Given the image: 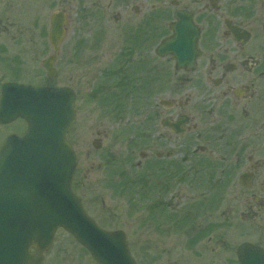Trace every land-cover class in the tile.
<instances>
[{
  "label": "flooded vegetation",
  "instance_id": "1",
  "mask_svg": "<svg viewBox=\"0 0 264 264\" xmlns=\"http://www.w3.org/2000/svg\"><path fill=\"white\" fill-rule=\"evenodd\" d=\"M187 27L198 31L191 72L156 50ZM87 64L101 79L93 95L140 101L141 239L171 240L201 221L184 247L205 241L220 261L227 226L252 236L264 216V0H0V88L57 80L47 86L69 89L76 113ZM25 128L20 118L0 124V145Z\"/></svg>",
  "mask_w": 264,
  "mask_h": 264
},
{
  "label": "water",
  "instance_id": "2",
  "mask_svg": "<svg viewBox=\"0 0 264 264\" xmlns=\"http://www.w3.org/2000/svg\"><path fill=\"white\" fill-rule=\"evenodd\" d=\"M60 26L52 25V41L61 36ZM174 33L157 53L171 55L176 70L191 71L198 33L189 27ZM42 66L50 73L47 63ZM1 89L0 123L20 117L27 130L8 137L0 148V264H41L58 229L69 233L97 264H136L124 234L98 229L69 189L77 163L66 142L74 121L72 93L16 84ZM236 253L240 264H264L263 252L250 244H242Z\"/></svg>",
  "mask_w": 264,
  "mask_h": 264
},
{
  "label": "rangeland",
  "instance_id": "3",
  "mask_svg": "<svg viewBox=\"0 0 264 264\" xmlns=\"http://www.w3.org/2000/svg\"><path fill=\"white\" fill-rule=\"evenodd\" d=\"M107 62L102 60L99 63L102 66L99 67L103 69L105 66L106 68ZM94 68L95 65L92 64L82 67L81 74L83 75L80 84L76 86L78 95L75 105L76 118L67 140L78 158L77 171L73 181V185L76 182V188L74 185L73 189L97 224L102 229L124 231L130 254L137 264H236L234 252L241 242L254 241L264 245V216L257 220L258 228L252 236L243 235L244 232L240 234L234 225L226 227L224 252H221L220 261H215L217 252L210 251L212 244L206 245L205 241L194 242L190 249L184 247L185 242L190 244V239L193 236L195 240L197 239L192 232L202 226L198 224L201 221L189 225V228L186 227L187 224L181 225L178 228L177 236L172 237L171 240L141 239L138 208L130 209L129 207L135 202L137 206L138 193L133 188L124 192L123 186H121L123 184L121 176L127 181L130 180L128 183L133 184L134 188L139 184L137 164L140 159L137 154L140 153L141 147L138 144L137 133L141 117L139 113L140 101L132 97L126 100L116 98L114 91L109 92L104 89L99 92V95L109 92L110 97H107L110 99L102 96L97 99L96 95H93L95 92L93 86L99 85L101 79L92 80L93 76L95 77ZM32 82L44 85L57 84V80L51 82L34 80ZM108 83L109 81H105V84ZM108 102L112 104L109 105L110 107L106 106ZM149 102L153 103V98L151 100L150 97ZM117 103L121 107H118ZM125 130H130L127 133L128 136L124 135L126 138L122 137ZM94 142L100 143L98 150L92 146ZM79 182L81 187L77 184ZM113 186L117 187L116 191L118 188L122 189V193H113L110 189ZM246 227L242 228L246 229ZM157 244H160L163 249ZM143 245L148 246L151 251L143 253ZM155 247L161 251L155 252L153 250ZM217 251L220 252L221 249ZM41 263L95 264L87 252L61 230L55 233L52 245L48 252H45Z\"/></svg>",
  "mask_w": 264,
  "mask_h": 264
}]
</instances>
